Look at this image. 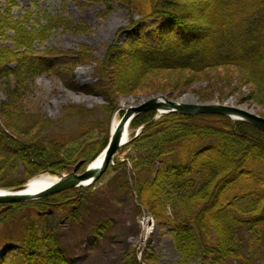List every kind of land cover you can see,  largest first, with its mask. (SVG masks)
<instances>
[{
  "label": "trees",
  "instance_id": "1",
  "mask_svg": "<svg viewBox=\"0 0 264 264\" xmlns=\"http://www.w3.org/2000/svg\"><path fill=\"white\" fill-rule=\"evenodd\" d=\"M84 1L103 4L108 10L113 9L114 3H120L141 16V21H158L166 31L169 29L158 38L154 33L130 45L127 41L104 61L94 60L98 81L90 89L85 87L88 91L102 89L107 96L114 97L135 89L154 71L204 73L233 67L247 72L255 95L264 100V0ZM15 6L9 0L6 9L0 8V32L13 31L15 42L11 49L0 46V73H4L0 79L12 78L23 84L22 81L53 70L58 74L68 71L65 76L88 62L81 59L83 54L68 59L49 47L42 56L35 57L34 44L48 42L54 30L68 23L46 12L44 24L26 27L28 17L12 21L10 13ZM57 20L60 24L55 23ZM12 64L15 69H11ZM9 95L4 111L10 109L5 114L13 113L14 109L11 101L16 92ZM118 108L115 103L114 109ZM155 116V112H147L131 122V143L138 153L129 157V161L136 174L139 205L158 224L172 229L181 258L175 264L256 261V246L264 236V172L256 170L258 166L264 167V132L246 122L219 115L172 113L149 124ZM208 121H215L218 126L208 125ZM141 127L144 128L136 137ZM38 138L39 134H35L29 141H18L0 125V178L9 175V171L24 170V179L15 185L0 179L1 189L24 185L45 173L61 176L74 170L80 160L93 162L108 145L110 133L101 149L89 151L83 145V149L65 154ZM80 191L72 189L66 192L68 196L59 194L38 201L0 204V210L6 211L4 221L11 219L12 211L18 214L24 207H37L24 211L34 212V217L27 220L13 264H68L59 238L61 231L41 227L37 219L50 216L42 214L50 209L53 214L62 210L69 216L73 212L69 207H75L73 219L78 222L77 215L86 200ZM53 214L50 218H54ZM123 264H157V261L149 256L140 261L133 254Z\"/></svg>",
  "mask_w": 264,
  "mask_h": 264
},
{
  "label": "rangeland",
  "instance_id": "2",
  "mask_svg": "<svg viewBox=\"0 0 264 264\" xmlns=\"http://www.w3.org/2000/svg\"><path fill=\"white\" fill-rule=\"evenodd\" d=\"M8 1L0 0V8L6 9ZM13 1L16 6L11 10V19L21 21L28 17L26 27L44 24L46 12L69 24L54 30L48 42H36L33 47L37 53L35 57L42 56L49 47L59 56L76 59L83 54L81 59L88 60L65 76L68 71L58 74L53 70L22 81L23 84H17L12 78L0 79V125L6 134L18 141H29L31 136L39 134L38 140L59 147L63 154L83 149L86 145L89 151L98 150L109 133L111 135L114 119L119 117L121 120L125 107L155 97H167L185 104H227L264 117V100L255 95L247 72L233 67H220L204 73L154 71L146 75L135 89L114 97L107 96L102 89L88 91L98 81L94 60L104 61L117 47H124L127 41L130 45L134 40L142 36L148 39L154 33L158 38L169 29L166 31L164 24L158 21H141V16L120 3H114L113 9L108 10L103 4L84 0ZM55 23L60 24L59 20ZM3 30L6 32H0V46L11 49L15 44L12 40L14 32ZM10 67L15 69L16 65ZM165 76L167 81L163 80ZM71 84L78 86V90ZM87 86L89 88L86 89ZM162 88H166L165 91ZM13 92H16L11 101L13 113L5 114L10 108L4 111V104L10 101L9 94ZM115 103L119 106L117 110L114 109ZM159 119L156 114L149 124ZM213 124L218 126L215 121H208V125ZM143 128L138 129L136 137ZM131 134L130 129L126 144L118 150L100 181L94 186L79 189V194L86 200L77 215L78 222L73 219L77 211L75 207H69V211H73L69 216L62 210L53 214L50 209L42 213L50 216L37 219L41 227L61 231L59 238L68 256V264H123L124 259L133 254L138 255L140 261L142 257H153L157 264H175L181 260L172 229L158 224L137 201L136 174L129 157H136L138 150L131 143ZM91 163L80 160L75 168L83 172ZM256 170L264 172V167L258 166ZM7 174L0 179L8 185L24 179L22 169ZM41 175L59 177L51 173ZM86 188L90 190H84ZM61 194L62 197L69 195L66 192ZM36 208L24 207L18 210V214L12 211L11 219L5 221L6 211L0 210V264H13V258L20 251L19 241L24 238L27 220L34 217V212L27 214L24 211ZM52 214L54 218H50ZM147 218L153 221V225L151 233L146 236ZM256 255V261L251 264H264V236L256 246ZM191 264L200 263L194 261Z\"/></svg>",
  "mask_w": 264,
  "mask_h": 264
},
{
  "label": "water",
  "instance_id": "3",
  "mask_svg": "<svg viewBox=\"0 0 264 264\" xmlns=\"http://www.w3.org/2000/svg\"><path fill=\"white\" fill-rule=\"evenodd\" d=\"M147 112H155L158 117L178 113L183 115H219L234 120L246 122L264 132V117L251 113L242 108L227 104H185L167 97L150 98L138 105L129 106L123 110V116L115 130L111 131L110 141L103 151L104 159L98 168L92 163L79 172L77 168L57 178L51 186L36 194H26L28 185L0 190V204L22 203L37 201L63 192L95 185L110 167L118 150L125 144L123 134L136 116Z\"/></svg>",
  "mask_w": 264,
  "mask_h": 264
},
{
  "label": "bare ground",
  "instance_id": "4",
  "mask_svg": "<svg viewBox=\"0 0 264 264\" xmlns=\"http://www.w3.org/2000/svg\"><path fill=\"white\" fill-rule=\"evenodd\" d=\"M125 108H127V107H125ZM119 121H120L119 117H116L114 119L111 130H115L117 128ZM129 127L130 126L127 127L126 131L123 134V143H125V144H126V138L128 137L127 134L129 133ZM103 159H104V154L102 153L100 156H98L96 158L95 161L92 162V167L98 168L102 164ZM56 180H57V177H53L51 175H41L39 177L36 176L27 182L26 185H28V186L26 187L24 192H26V194H36V193L42 191L43 189L51 186L54 182H56ZM145 221H146V226L144 228V235L147 236L148 234L151 233L153 221L150 218L145 219Z\"/></svg>",
  "mask_w": 264,
  "mask_h": 264
}]
</instances>
